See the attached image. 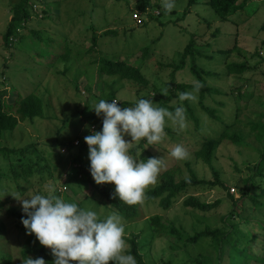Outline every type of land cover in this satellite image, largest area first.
<instances>
[{"label":"rangeland","instance_id":"obj_1","mask_svg":"<svg viewBox=\"0 0 264 264\" xmlns=\"http://www.w3.org/2000/svg\"><path fill=\"white\" fill-rule=\"evenodd\" d=\"M18 1L20 0H0V69L6 63L5 76L8 78L6 81V77L0 75V81L6 82L8 102H13L18 95L37 93L44 100L47 117L20 123L12 134L7 132L0 141V147L30 146L29 150H37L45 159L41 162L42 170L36 172L28 184L16 185L11 178H5L0 183V223L4 225L7 248L13 255V264L28 237L27 233L16 230L14 220L8 219L5 215L9 207L22 211L21 205L14 197H23L27 191L30 194L48 195L50 190L52 195L61 197L66 202H68L66 196L75 202L83 200L85 196L91 198L96 190L90 186L84 188L73 179L76 169L79 168L72 161L71 151L66 145L79 146L85 142L86 135L96 131L92 125L95 120L92 108L101 99L107 101L106 93L109 88L113 86L117 91L118 103L123 101L134 103L145 91L139 92L133 84L118 77L100 75L99 64L94 61L103 58L140 66L151 83L161 88L160 95L155 96H167L170 89L163 83L170 81L171 69L161 68L159 62L171 63L176 59L177 54L188 44L190 34H195L196 47L199 50L212 55L211 61L200 60L199 64L224 75L220 76L221 78L210 79V82L217 85L223 93L208 99V103L214 108H219L218 102L223 101L224 107L220 108L228 113V107H231L233 115L236 110H240L229 131L243 132L246 140L242 146L223 140L215 149L213 167L218 173V180L225 188L216 187L209 190L198 187L187 193V196L198 197L203 202L213 203L220 200V206L208 213L194 211L184 207L183 201L186 196L182 195L172 208L165 211L160 208L158 202H147L144 195L139 203L145 217L131 224L123 220L124 238L133 233H141L139 240L140 247H143L140 254L146 264H159L162 259H171L174 264H180L199 255H207L217 264L218 254L210 239H202L194 245L186 244L185 240L207 227L216 229L227 226L232 236L229 227L231 222L225 217L233 210L235 200L241 197L242 205L238 204L239 211L242 212L241 217L251 221V224L245 227L241 225L240 229L244 232L261 233L262 230L258 228L256 222L264 226V206L257 207L253 198L256 197L257 201L264 204V178L256 176L258 185H252L245 190L246 195L241 193L237 185L242 187L243 180L255 176L254 167L259 163L260 152L264 149V131L253 132L251 125L247 127L251 123H256L259 128L264 129V0L251 1L244 11L227 20L219 18L206 4L207 0H199L197 5L190 8V13L186 17L184 10L188 0H178L172 10L165 12L163 9L162 15H159L158 9L154 7L157 4L161 5V0H57L52 2V12L49 14L36 10L40 17H34L26 24L27 29L21 30L22 35L29 36L30 44L17 45L12 51L2 47V35L10 19L8 9ZM142 3L152 5L148 10L157 20H152L143 13L138 16L142 23L138 19L135 20V11ZM32 29L40 31L37 35L40 39L31 36ZM95 30L99 33L96 53L86 54L93 45L92 32ZM107 30L116 31L117 35L107 36L104 34ZM65 43L74 50L71 58L75 59L68 63L61 61L49 66L51 61L45 59L46 55L55 57L52 53L59 55L64 52ZM147 46H151V55L150 58L144 59L141 50ZM219 50L231 52L227 55ZM230 63H246L249 70L243 74H235L238 78L225 75L223 72H226ZM67 68L69 69L65 71ZM181 75L183 74L177 77L183 79ZM186 79L190 82V78ZM239 87H242L241 90H238ZM197 113L200 114L202 121V133L208 137H217L216 132L222 128L219 121H213L212 116L200 108L197 109ZM186 123L195 124L192 120ZM187 125L181 130L169 124L170 131H164L160 142L148 145L141 140L130 147L129 153L134 159L144 160L149 157L162 159L156 182L149 185L145 193L160 184L163 173L168 170L176 175L177 180L188 178L191 173L196 174L201 180L215 179L211 169L196 160L195 153L200 147L195 136L185 132ZM125 139L130 140V137L125 136ZM176 144L182 145L187 152V156L182 160H176L169 155ZM133 148H136L135 154L132 153ZM77 151L78 149L74 148L73 152ZM27 158L33 159L35 156L27 155ZM83 162L90 164L88 150L83 152ZM8 167V162L0 158V168L8 171ZM261 169L264 172V165L259 167V171ZM107 185L115 187L113 184ZM85 207L96 211L98 217H105L111 213L105 206L99 207L94 198L88 199ZM157 214L163 217V222L169 221L179 229L183 233L184 241L177 242L173 237H154L147 219ZM224 220L227 225L224 224ZM234 220L238 221L236 217ZM244 234L247 236V233ZM263 241L264 236L252 240L249 247L253 256L262 252ZM125 244L124 252L128 254L129 245L126 240ZM234 255L233 246L225 243L220 252L221 263H234L235 259L232 258ZM249 264L258 262L251 260Z\"/></svg>","mask_w":264,"mask_h":264},{"label":"trees","instance_id":"obj_2","mask_svg":"<svg viewBox=\"0 0 264 264\" xmlns=\"http://www.w3.org/2000/svg\"><path fill=\"white\" fill-rule=\"evenodd\" d=\"M54 1L57 0H20L16 4L10 6L8 9L10 19L7 22L5 32L2 35V47L13 51L14 48H17V45L28 46L30 44L28 42L29 36L22 35L21 30L27 29L28 26H26V24L29 23L34 17H40L36 13V10L45 12L43 14H49L52 12L51 4ZM251 1L253 0H207L205 2L219 18L222 20H227L229 17L244 11ZM177 3L178 0H175V6ZM198 3L199 0H188L187 6L184 10V16L186 17L187 14L190 13V8L197 5ZM37 6H40L41 8L38 9ZM151 7L152 5L149 3H142L139 5V8L137 11H135V13H143L147 16H150L152 20H157L151 16L152 13H150L148 10V8ZM154 7L158 9L159 15L163 14V8L160 4L154 5ZM144 25L145 23H143V26ZM96 31L97 30L92 32L93 45L91 49L86 51V54L96 53L95 49L97 47V40L99 39V33ZM105 32L106 33L104 34L107 36L117 35V32L113 30H107ZM39 33L40 31L35 29L30 31L31 36L38 39H40L37 37ZM65 45L66 47L64 52H61L59 55H56L55 53H52L55 55V57H52L49 54L46 55L45 59L47 61H51L49 66H53L61 61L68 63L69 61L75 59V57L71 58L74 55V50L68 47L66 43ZM141 51L143 52L142 56L144 59L150 58L151 46H147ZM221 52L229 55L231 51L222 50ZM211 56V54L203 53L196 47L195 34H190L188 44L183 49V51L177 54L176 59H174L171 63L163 64L162 61L159 62L161 68L166 67L171 69V73L169 75L170 81L163 83L164 86L170 89L169 94L167 96L161 95L160 97H156L155 94L160 95L161 88L151 83L146 73H144L140 66L131 65L126 61H116L103 58H99L94 61V63L98 62L99 64L98 71L100 72V75L118 77L123 81L133 84V86L139 92L145 90L141 98L152 100L154 105L158 107H164L172 110L176 106L182 105L185 109L186 122H190L192 120L195 123L194 125H191V123H185V125L188 124L185 132L195 136L197 144L200 147L195 153L196 160L200 161L205 166H208L211 169L215 179L213 181H207L204 179L201 180L198 179L196 174L191 173L190 177L177 180L176 175H174L172 171L168 170L164 172L161 178V183L146 191L145 198L146 201L150 203L158 202L160 208L165 211L172 208L174 203L177 202L182 195L186 196V199L183 201L184 207L190 208L194 211L208 213L220 206V200H217L213 203L203 202L198 197L192 195L187 196V193L191 189L198 187L207 188L209 190H212L216 187L225 188L224 184L218 180V173L213 167L215 149L223 140H228L233 144L241 146L246 140L243 132L238 133L229 131V128L234 124V120L238 117L240 110H236L235 115H233L231 113V107H228V113L220 108L224 107L223 101L218 102V105L220 106L219 108H214L208 103V99H212V97L215 95L223 93L217 85H214L210 82V79L221 78L220 76L224 75L215 73L213 70H208L199 64L200 60H203V62L204 60L211 61ZM5 68H7L6 63H4L2 69H0V75L5 76ZM68 69L69 68H67L65 71ZM248 70L249 66L246 63H230L227 65L226 72L223 73L225 75H233V77L238 78L235 74H243ZM180 74H183L181 75V78L183 79H179L177 77ZM186 78H190V82H187ZM5 80L8 81V78L6 77ZM5 84V81H0V141L7 132H11L12 134V132L17 129L20 123L33 121L36 118L45 119L47 117L44 111V100L37 93L32 92L25 96L18 95L13 102H8L6 99L8 91L5 87ZM241 88L242 87H239L238 90H241ZM76 89L78 90V86H76ZM178 92H192L195 98L193 100L186 99L181 102L177 97ZM152 93L153 95H151ZM224 94L228 93L224 92ZM116 97L117 91L114 90L112 86L109 88L108 93H106V99L107 101H111L112 99H116ZM134 103L123 101L119 103V106L131 107L134 105ZM198 108L209 113L214 119H212L213 121H219V123L222 125V128L216 132L217 137H208L207 134L202 133V121L200 119V114L197 113ZM94 119L95 120L92 125H94L96 131H100L102 127V117L98 118L96 115H94ZM169 124L170 123L166 122L164 131H170L171 128ZM250 125L253 132L264 131V129L259 128L256 123H251L247 127ZM77 146L74 144L66 145L67 149L71 151L72 161L76 164V166L78 165L79 168L76 169L77 174L75 173L73 179H75L79 185H83L84 188H88L90 186V188H93L96 191L91 198L85 196L83 200L78 202L68 199L70 198L68 196H66V200L68 202H75L77 203L78 207L86 209V201L88 199L94 198V200L99 203V207L103 205L111 213H118L124 222H127V224L136 223L144 219L145 215L140 203L134 205L125 204L118 199L112 198L114 195V187H109L107 184L98 186L92 181L90 172L88 171L90 164L83 162V152L84 150H88V146L85 142H82L81 145L78 147ZM29 147H0V158L7 161L9 164L8 171H4V169L0 168V183L3 182V179L5 178H11L16 185H20L21 183L28 184L34 174L36 172L38 173L39 170H42L41 162L45 159L37 150H29ZM74 148L78 149L76 153L73 152ZM135 152L136 148H133L132 153L135 154ZM27 155H33L35 158H27ZM262 165H264V149L262 152H260L259 163L254 167L256 171L255 176H250L248 179L243 180L242 187H240L239 184L237 185L243 195L247 194V191L245 190H247L250 186L258 185L256 176H259V178H264L263 169L259 171V167ZM230 196L232 199H234L232 195ZM242 198L243 197L235 200L233 203V210L227 215V217H225L231 222L229 227L232 230L233 237L229 234L227 226L216 229L207 227L204 231L196 232L193 236L187 237L185 243L194 245L202 239H210L218 254L216 257L217 264H222L220 261V252L222 246L225 243L231 244L233 246V251L235 253V255L232 256V258L235 259L233 262L235 261L238 264H249L251 260H256L258 264H264V247L262 248V252L258 253L257 256H253V253L249 247L252 240H256L259 237L264 236V226L260 222H256L258 228L262 230L260 234H256L254 231L244 232L240 229L241 225L245 227V225L251 224V221L241 217L242 212L239 211L238 204L240 206L242 205ZM253 200L257 207L264 206V204H262L260 201H257L256 197L253 198ZM5 212V215L8 219L14 220L15 229L19 232L26 233L25 228L21 224V217L24 215L23 212L12 207L7 208ZM235 217L238 221L234 220ZM99 218L103 219L104 217ZM147 220L149 223V228L152 230L154 237H173L177 242L184 241L183 233L171 225L169 221L163 222V217L161 215H153L148 217ZM224 224L227 225L225 220ZM244 233H247V236H244ZM140 235L141 233H133L129 237L125 238V240L129 245L128 254L134 256L137 264H146L144 257L142 254H140L141 247H143H140ZM262 244H264V241ZM27 257H31L33 259L37 257L43 258L46 264H52L54 259L51 254V250L41 246L36 240L34 234L28 235V237L25 239L22 248L17 253V257L15 258L16 261L14 263L23 264V261ZM159 262V264H174L173 260L171 259H162ZM192 263L216 264L213 262L212 258L207 255H199L195 259H190V261L184 260L180 264ZM0 264H13V255L7 248V240L4 233V225L2 223H0Z\"/></svg>","mask_w":264,"mask_h":264},{"label":"clouds","instance_id":"obj_3","mask_svg":"<svg viewBox=\"0 0 264 264\" xmlns=\"http://www.w3.org/2000/svg\"><path fill=\"white\" fill-rule=\"evenodd\" d=\"M165 12L175 7V0H161ZM179 101L193 100L192 92H178ZM117 99L99 100L92 111L100 118V131L84 137L88 146L89 172L97 185L113 184L114 195L128 205L142 201L145 189L156 182L162 159H134L130 147L137 141L154 145L161 141L166 122L183 129L185 109L158 107L149 99L139 98L131 107L119 106ZM87 127V126H85ZM125 136L130 137L126 140ZM169 155L182 160L185 148L176 144ZM14 197L21 205V224L28 235H35L41 246L51 250L52 264H137L125 254V225L122 217L112 212L103 219L96 211L78 207L54 196L30 194ZM23 264H46L43 258L27 257Z\"/></svg>","mask_w":264,"mask_h":264},{"label":"built area","instance_id":"obj_4","mask_svg":"<svg viewBox=\"0 0 264 264\" xmlns=\"http://www.w3.org/2000/svg\"><path fill=\"white\" fill-rule=\"evenodd\" d=\"M139 15H140V14L135 13V20L138 19V16H139ZM138 20H139V19H138ZM139 22L142 23L141 18H140ZM232 191H234V189H232Z\"/></svg>","mask_w":264,"mask_h":264}]
</instances>
